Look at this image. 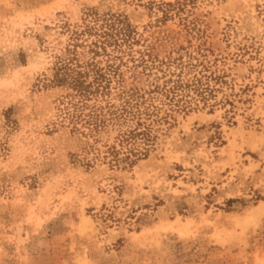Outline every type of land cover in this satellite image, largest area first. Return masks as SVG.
I'll return each instance as SVG.
<instances>
[{"label":"rangeland","instance_id":"rangeland-1","mask_svg":"<svg viewBox=\"0 0 264 264\" xmlns=\"http://www.w3.org/2000/svg\"><path fill=\"white\" fill-rule=\"evenodd\" d=\"M0 264H264V0H0Z\"/></svg>","mask_w":264,"mask_h":264},{"label":"trees","instance_id":"trees-1","mask_svg":"<svg viewBox=\"0 0 264 264\" xmlns=\"http://www.w3.org/2000/svg\"><path fill=\"white\" fill-rule=\"evenodd\" d=\"M202 85H203V83H201V84L198 83V85H197L198 88L200 89L198 93H200L201 96H202V92L205 90V88ZM205 87H207V86H205ZM138 135H141L142 138H144L146 141L149 140V135L147 133L143 132V131L142 132H134V131H132V132L128 133V137H130V138H135Z\"/></svg>","mask_w":264,"mask_h":264}]
</instances>
